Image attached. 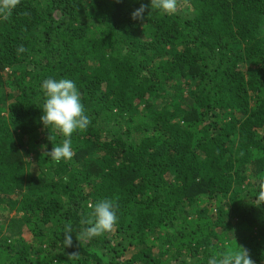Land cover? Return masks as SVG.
<instances>
[{"label":"trees","instance_id":"trees-1","mask_svg":"<svg viewBox=\"0 0 264 264\" xmlns=\"http://www.w3.org/2000/svg\"><path fill=\"white\" fill-rule=\"evenodd\" d=\"M149 5L0 14V264H208L236 244L264 264V0ZM47 78L73 80L91 120L59 163ZM102 199L118 222L88 239Z\"/></svg>","mask_w":264,"mask_h":264},{"label":"clouds","instance_id":"clouds-1","mask_svg":"<svg viewBox=\"0 0 264 264\" xmlns=\"http://www.w3.org/2000/svg\"><path fill=\"white\" fill-rule=\"evenodd\" d=\"M18 0H0V14L7 16L14 9ZM151 8L159 10L162 14H175L177 0H150ZM145 6L141 5L132 13V18L143 19ZM19 52H23L21 47ZM41 89L45 96L41 121L43 125L59 130L64 139L62 143L53 147L48 154L57 163L62 160H71L73 157L72 140L73 133L88 128L91 120L86 115L84 104L81 101L79 91L73 80L62 78H47L43 81ZM257 200L264 202V190L258 192ZM118 222V216L114 202L109 199L98 201L92 209L91 218L84 219L81 223L87 225L84 236L88 239L111 232ZM66 244L71 246V236L66 237ZM208 264H253L247 250L243 247L229 246L223 252L213 255Z\"/></svg>","mask_w":264,"mask_h":264}]
</instances>
